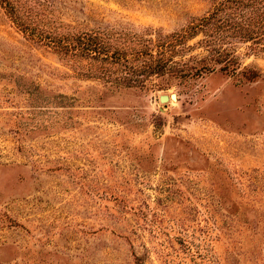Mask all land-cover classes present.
<instances>
[{
	"label": "rangeland",
	"instance_id": "374dc122",
	"mask_svg": "<svg viewBox=\"0 0 264 264\" xmlns=\"http://www.w3.org/2000/svg\"><path fill=\"white\" fill-rule=\"evenodd\" d=\"M19 1L46 28L174 35L193 69L115 87L0 2V264H264V53L200 60L222 0Z\"/></svg>",
	"mask_w": 264,
	"mask_h": 264
},
{
	"label": "trees",
	"instance_id": "16d2710c",
	"mask_svg": "<svg viewBox=\"0 0 264 264\" xmlns=\"http://www.w3.org/2000/svg\"><path fill=\"white\" fill-rule=\"evenodd\" d=\"M0 2L19 27L36 42L50 47L75 68L80 67L76 61L78 58L89 59L92 62L87 73L106 79L115 87L144 86L151 76L186 77L192 72L193 67H189L185 61L175 59L177 41L174 35H159L155 41L152 38L144 40L145 38L135 34L109 40L111 33L105 30L79 33L66 27L40 26L37 16H33L32 12L25 14L21 10L19 0ZM210 21V18L203 19L198 28L208 26ZM218 27L221 35L204 39L210 48V54L200 60L209 59L210 65L219 64L222 71L233 74L238 61V57L233 54L234 49L213 46L219 40L223 45L239 38L244 43H250V54H263L264 0H222L221 26Z\"/></svg>",
	"mask_w": 264,
	"mask_h": 264
},
{
	"label": "water",
	"instance_id": "95a60500",
	"mask_svg": "<svg viewBox=\"0 0 264 264\" xmlns=\"http://www.w3.org/2000/svg\"><path fill=\"white\" fill-rule=\"evenodd\" d=\"M172 97L174 99H177V96L175 94H172L171 97L169 95H164L161 97V101L166 102L169 101V99H172ZM173 100V99H172Z\"/></svg>",
	"mask_w": 264,
	"mask_h": 264
},
{
	"label": "bare ground",
	"instance_id": "6f19581e",
	"mask_svg": "<svg viewBox=\"0 0 264 264\" xmlns=\"http://www.w3.org/2000/svg\"><path fill=\"white\" fill-rule=\"evenodd\" d=\"M172 99H174L173 97H172ZM175 100V99H174Z\"/></svg>",
	"mask_w": 264,
	"mask_h": 264
}]
</instances>
